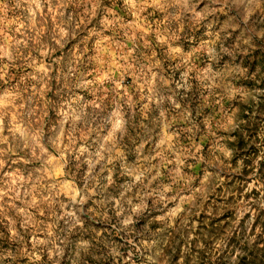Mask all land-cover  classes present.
Wrapping results in <instances>:
<instances>
[{"label": "rangeland", "instance_id": "374dc122", "mask_svg": "<svg viewBox=\"0 0 264 264\" xmlns=\"http://www.w3.org/2000/svg\"><path fill=\"white\" fill-rule=\"evenodd\" d=\"M0 264H264V0H0Z\"/></svg>", "mask_w": 264, "mask_h": 264}]
</instances>
